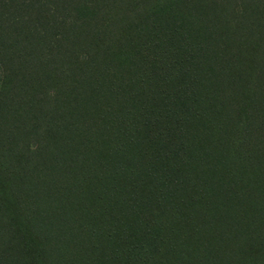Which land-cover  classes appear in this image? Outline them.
Wrapping results in <instances>:
<instances>
[{
	"label": "trees",
	"instance_id": "1",
	"mask_svg": "<svg viewBox=\"0 0 264 264\" xmlns=\"http://www.w3.org/2000/svg\"><path fill=\"white\" fill-rule=\"evenodd\" d=\"M0 264H264V0H0Z\"/></svg>",
	"mask_w": 264,
	"mask_h": 264
}]
</instances>
